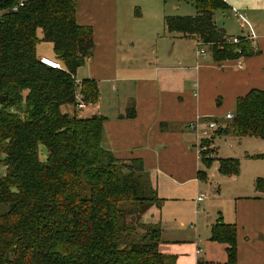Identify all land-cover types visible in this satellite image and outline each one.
Instances as JSON below:
<instances>
[{"label":"trees","instance_id":"trees-1","mask_svg":"<svg viewBox=\"0 0 264 264\" xmlns=\"http://www.w3.org/2000/svg\"><path fill=\"white\" fill-rule=\"evenodd\" d=\"M182 1L196 14L164 17L168 34L202 42L214 62L255 55L249 42L230 44L215 25L214 12L228 8L223 0ZM18 2L0 0V264H176L158 250L160 229L140 223L162 203L142 160H121L102 148L104 117L61 111L74 107L76 72L94 49L92 28L76 23V0H25L12 11ZM38 30L61 70L40 63ZM79 88L85 104L97 103L96 81L84 79ZM128 111L134 117L133 105ZM216 135L264 140V88L239 97ZM238 169L236 160L218 162L222 175ZM254 190L264 196V179ZM210 231L235 264L236 226L219 216Z\"/></svg>","mask_w":264,"mask_h":264},{"label":"crops","instance_id":"crops-1","mask_svg":"<svg viewBox=\"0 0 264 264\" xmlns=\"http://www.w3.org/2000/svg\"><path fill=\"white\" fill-rule=\"evenodd\" d=\"M223 1L228 8L214 12L215 25L227 36L240 37L247 29L239 28L237 16L246 19L256 35L255 55L214 62L204 46L205 55L197 57L195 38L168 34L157 15L156 21L131 20L127 0H76V23L92 28L94 43L76 81H96L99 99L74 112L80 118H105L104 150L121 160H142L162 203L146 211L140 223L160 229L158 250L174 256L176 264H228L226 245L210 240L219 216L236 226L235 264H264V196L239 193L227 207L215 199L212 219L213 213L204 210L209 199L200 192L199 175L205 173L197 135L189 128L197 122L200 132L212 121L224 127L239 97L264 88V0ZM217 12H225L218 21ZM131 105L132 118L127 116ZM217 130L211 133L212 149L216 137H224L217 136Z\"/></svg>","mask_w":264,"mask_h":264},{"label":"rangeland","instance_id":"rangeland-1","mask_svg":"<svg viewBox=\"0 0 264 264\" xmlns=\"http://www.w3.org/2000/svg\"><path fill=\"white\" fill-rule=\"evenodd\" d=\"M127 1L131 6V20L135 19L134 21H156L153 18L154 15H157V17H155L157 18V21H163V17L166 16L186 17L194 16L196 14L193 5L190 2H185L182 0H157V2H155V0ZM152 2L157 4L155 6L153 4L151 5L150 3ZM2 13L3 12H0V16L2 15ZM221 14L225 15V12H217L214 19H216V21H218L219 19L221 20ZM37 38L39 40L36 46L37 56H39V58L41 56H46L48 58H52L53 60L54 51L52 44L42 40V33L40 30L37 31ZM76 78L77 81L82 78L81 69L77 70ZM76 93L81 97L79 87H77ZM84 105L85 108L82 109V111L86 110L88 106L85 103ZM63 108L64 111L68 109L72 111V113L75 110L72 105H66ZM74 114L76 115L75 112ZM83 114H80V116H84ZM68 115L73 116V114ZM89 115L90 113L86 116ZM207 146L209 148H207L205 152V157L207 158L206 160H212V162L210 163V165L206 166L202 160L200 161L203 164V171L206 177V180L202 181L201 183L200 192L207 196V198L209 199L204 210L209 215L213 213L211 218L214 219L216 209L214 207L213 201L215 199H219L220 205H225L227 207V204L231 205L228 201H233V199L239 193L252 194L255 191L253 190V188L256 179H264V159L253 158V156L264 154V140L258 138L242 139L232 136L216 137L214 141V149L216 151L217 157H215V151L212 152V148H210L211 145ZM222 159H232L238 162L239 169L238 173L235 175L237 176V180H234L233 176L220 174V172L218 171V162ZM215 196H218V198H215ZM189 223H194V220Z\"/></svg>","mask_w":264,"mask_h":264},{"label":"built area","instance_id":"built-area-1","mask_svg":"<svg viewBox=\"0 0 264 264\" xmlns=\"http://www.w3.org/2000/svg\"><path fill=\"white\" fill-rule=\"evenodd\" d=\"M24 1L25 0H19L18 4L12 8V11H16L18 8L22 7L23 4H24ZM236 16H237V14H236ZM237 18L239 19V22H240V24H239L240 28L241 29H247V33H246L245 36L230 37V38H228L227 42L230 43V44H233V45H237L241 40H245V41H247V42H249L251 44V47H254L255 40H256V35L254 33V30L252 29L250 24L246 21V19L240 17L239 15L237 16ZM203 47H204V45L202 44V42L197 41V50H196L197 57L205 55V51H204ZM39 61L44 66H47L49 68L56 69V70H61V65L58 62L54 61V60H51V59L46 58V57H41L39 59ZM238 65L240 67V62L238 63ZM76 86L79 87L80 86V82L76 81ZM74 108L77 109V110H82V109L85 108V105H84L81 97L79 96V94L77 95L76 91H75ZM225 118L227 120H232L233 114H227ZM198 126H199V123L196 122V123L190 125L189 128L192 131L196 132L197 139H198L197 154H198V158L202 159L203 156H204V158H206L205 155H203V154H205L207 148H209L207 145H205L203 143V141L210 140L211 137H212L211 136L212 131L217 130L218 126L213 121L212 122H208L207 125L203 129H201L200 132H198ZM203 198H204V196L200 195L198 199L202 200Z\"/></svg>","mask_w":264,"mask_h":264},{"label":"water","instance_id":"water-1","mask_svg":"<svg viewBox=\"0 0 264 264\" xmlns=\"http://www.w3.org/2000/svg\"><path fill=\"white\" fill-rule=\"evenodd\" d=\"M6 260L9 261V256L8 255L6 256Z\"/></svg>","mask_w":264,"mask_h":264}]
</instances>
